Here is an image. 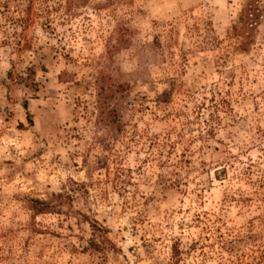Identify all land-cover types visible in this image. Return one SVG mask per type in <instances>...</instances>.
I'll return each mask as SVG.
<instances>
[{"label":"rangeland","instance_id":"1","mask_svg":"<svg viewBox=\"0 0 264 264\" xmlns=\"http://www.w3.org/2000/svg\"><path fill=\"white\" fill-rule=\"evenodd\" d=\"M0 264H264V0H0Z\"/></svg>","mask_w":264,"mask_h":264},{"label":"trees","instance_id":"2","mask_svg":"<svg viewBox=\"0 0 264 264\" xmlns=\"http://www.w3.org/2000/svg\"><path fill=\"white\" fill-rule=\"evenodd\" d=\"M109 94H110V89H104V87H99L97 90V110H98V116H99L98 121L100 120L105 121L110 116V112H112L111 110L107 108V105L105 104L106 98L107 96H109ZM23 108L26 109L25 102L23 103ZM102 114H105L106 118L102 116ZM109 119L111 120V118ZM32 203L33 205H31L30 207L36 213L51 212V210L54 209V205L50 202L33 200Z\"/></svg>","mask_w":264,"mask_h":264}]
</instances>
